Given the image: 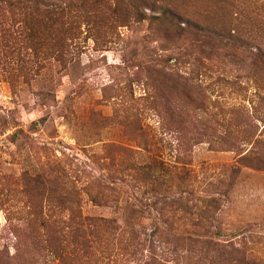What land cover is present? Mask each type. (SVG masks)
Listing matches in <instances>:
<instances>
[{"label":"trees","instance_id":"obj_1","mask_svg":"<svg viewBox=\"0 0 264 264\" xmlns=\"http://www.w3.org/2000/svg\"><path fill=\"white\" fill-rule=\"evenodd\" d=\"M3 19L28 31L32 49L58 73L69 68L88 41L102 50L121 40L123 28L141 24L161 51H194L206 61L188 62L186 74L180 70L186 63L177 57L145 68L149 92L127 112L129 143L103 144V153L95 157L99 177L79 184L59 163L47 175L32 177L45 202L31 203L34 215L25 220L39 227L32 238L35 250L45 253L39 255L41 264H109L119 256L122 262L143 264H264L224 240L217 225L241 169L264 171V126L259 129L264 111L251 114L243 104L226 102L223 118L207 113V92L214 91V84L230 89L251 84L253 98L264 105V0H0ZM213 65L221 71L216 76L207 72ZM139 113L153 115L161 132L174 136L182 169L190 164L193 148L203 143L213 151L234 152V164L196 193L187 170L157 172L150 162L137 163L136 148H150ZM226 114L229 128L221 132ZM88 116L101 125L113 120L94 109ZM116 180L130 183L134 194L120 206ZM84 195L94 206L113 208V214H85ZM21 252L16 258L23 257ZM0 254L11 264L6 250Z\"/></svg>","mask_w":264,"mask_h":264},{"label":"rangeland","instance_id":"obj_2","mask_svg":"<svg viewBox=\"0 0 264 264\" xmlns=\"http://www.w3.org/2000/svg\"><path fill=\"white\" fill-rule=\"evenodd\" d=\"M121 32L118 43L102 50H95L93 42L88 41L69 68L58 73L48 67L44 54H36L32 49L28 31L21 25L0 21V251L6 250L13 257L11 264H41L39 255H45L36 251L33 244L32 237L39 227L25 220L34 215L31 203L45 202L32 177L47 175L51 165L57 163L69 169L70 176L79 184L99 177L102 171L95 157L103 153V144L129 143L127 112L129 107L142 103L149 92L145 68L160 63V59L177 57L186 63L180 69L186 74L187 63H193L195 58L202 61L194 63H206L194 51H161L158 44L145 37V24L131 25ZM216 68L213 65L207 72L216 76L221 73ZM209 80L206 75L205 83L210 84ZM248 85L242 83L241 88L230 89L214 84V91L207 92L211 95L207 113H218L216 118H223V110L228 111L226 102L243 104V109L251 114L264 111V105L260 107L253 98L254 88ZM243 88H248L246 93ZM90 109L113 120L101 125L88 116ZM228 116L219 128L221 132L228 131ZM137 117L150 139L149 151L136 148L137 163L150 162L157 172L187 170L196 193L236 160L234 152L213 151L203 143L193 148L190 164L182 169L174 136L162 133L153 115L139 113ZM263 126L260 124L259 129ZM116 181L113 186L120 206L134 194L130 183ZM233 189L223 201L219 230L224 240L264 261V171L242 168ZM83 211L110 216L114 209L94 206L84 195ZM19 250L22 258L15 256ZM146 254L147 249L143 255ZM37 256L39 262H35ZM120 258L109 264H143L141 260L125 263ZM2 259L0 254V264H5Z\"/></svg>","mask_w":264,"mask_h":264}]
</instances>
